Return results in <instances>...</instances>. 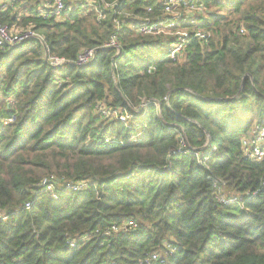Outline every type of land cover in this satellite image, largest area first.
Segmentation results:
<instances>
[{"label":"trees","instance_id":"trees-1","mask_svg":"<svg viewBox=\"0 0 264 264\" xmlns=\"http://www.w3.org/2000/svg\"><path fill=\"white\" fill-rule=\"evenodd\" d=\"M62 1L59 21L37 16L43 0L0 11L69 62L50 67L36 39L0 48V264H264V160L241 149L264 128V0H202L181 28L210 38L177 61L173 37L131 28L159 0H102V21L86 6L99 0ZM85 49L94 61L75 65Z\"/></svg>","mask_w":264,"mask_h":264},{"label":"built area","instance_id":"built-area-1","mask_svg":"<svg viewBox=\"0 0 264 264\" xmlns=\"http://www.w3.org/2000/svg\"><path fill=\"white\" fill-rule=\"evenodd\" d=\"M14 0H0V11H4L8 5ZM103 9H100L92 1L86 3L87 8L91 9L97 21L105 19V10H109L113 7V4L105 3L99 0ZM233 0H220L223 5H226ZM159 4L162 8L163 15L156 21H145L138 24H133L131 27L135 30L136 34L141 35H154V36H168L173 37L174 42L168 47L166 57L173 61L180 59L181 53L187 46L191 39H197L199 41H207L210 38V33L197 29L189 32L181 28L182 24H195L196 18L192 15L200 13L204 9L202 0H159ZM72 9L64 4L62 0H43L41 7L37 11V16L43 20H61L64 15L71 12ZM152 10L149 9L148 13ZM120 23L116 22V30L119 31ZM30 39H36L41 44V50L44 55L45 61L50 67H61L69 64L68 60L52 55L49 52L43 38L32 29L17 30L10 29L8 26L0 24V48L15 47L22 42ZM106 48L113 49L116 53L120 51V45L117 42V33H114L109 41L104 45ZM96 57L95 49L83 50L75 60L74 64L77 66H85L92 63ZM104 116L115 117L116 119L125 121L127 118L125 115L118 116L116 112H111L99 107L98 110ZM241 149L243 156L253 162H262L264 160V128L254 124L251 128L248 137L241 139ZM53 182V183H52ZM47 194L53 199H58V194L55 193V183L53 177L43 179L40 184ZM63 187L69 189L71 192H80L87 188L86 181H79L76 183H67ZM252 195H255L254 193ZM240 199L232 198L228 202H238ZM25 208H29V204L25 205ZM5 216L0 215V219H4ZM127 226L132 228L135 224L131 221L127 222ZM118 229L113 227L111 230L104 232V236H111L117 232ZM85 239V238H83ZM71 247H75V243L71 244ZM169 248V247H168ZM152 260H156V256L152 257Z\"/></svg>","mask_w":264,"mask_h":264},{"label":"rangeland","instance_id":"rangeland-1","mask_svg":"<svg viewBox=\"0 0 264 264\" xmlns=\"http://www.w3.org/2000/svg\"><path fill=\"white\" fill-rule=\"evenodd\" d=\"M219 12H221V13H223V11L222 10H220ZM204 15V14H203ZM224 15H226V14H224ZM204 16H206V15H204ZM232 19H234V16H233V14L230 16ZM181 61V60H180ZM183 61V60H182Z\"/></svg>","mask_w":264,"mask_h":264},{"label":"water","instance_id":"water-1","mask_svg":"<svg viewBox=\"0 0 264 264\" xmlns=\"http://www.w3.org/2000/svg\"><path fill=\"white\" fill-rule=\"evenodd\" d=\"M116 59V57L113 58V61Z\"/></svg>","mask_w":264,"mask_h":264}]
</instances>
